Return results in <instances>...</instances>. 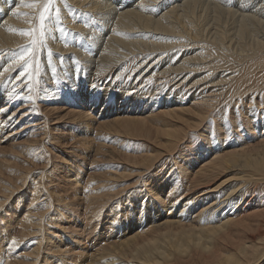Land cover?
I'll list each match as a JSON object with an SVG mask.
<instances>
[{
    "label": "bare ground",
    "instance_id": "1",
    "mask_svg": "<svg viewBox=\"0 0 264 264\" xmlns=\"http://www.w3.org/2000/svg\"><path fill=\"white\" fill-rule=\"evenodd\" d=\"M108 1L57 0L33 102L0 84V264H264V12Z\"/></svg>",
    "mask_w": 264,
    "mask_h": 264
},
{
    "label": "snow or ice",
    "instance_id": "2",
    "mask_svg": "<svg viewBox=\"0 0 264 264\" xmlns=\"http://www.w3.org/2000/svg\"><path fill=\"white\" fill-rule=\"evenodd\" d=\"M19 5L30 9L29 12L21 13L20 7L17 6L12 10L13 15H23L26 18L28 28L14 29L10 31H18L22 35L30 37L24 45H19L15 50H9L5 53L0 50V60H5L6 63L0 65V84L10 88L11 91L8 95L13 96L15 99H20L27 102H33L34 97L31 95L34 88V79L40 76V60L37 54V45H43L45 37L48 33V22L55 20L57 29L60 33V38H65L67 33L70 32L61 19V9L57 6V0H19ZM72 10L71 5H65ZM74 13V10H72ZM84 15H87L85 13ZM2 18V17H0ZM6 23V21H5ZM38 25V27H37ZM120 34V33H118ZM79 36V33L75 34ZM67 46V40L65 39ZM53 53L48 50V64L51 68L53 77L56 76V67L52 64ZM63 62V56L60 57ZM79 72V69L77 70ZM15 73V75H13ZM79 75L77 76V79ZM120 79V76H116ZM28 89L29 95H23V90ZM27 115L28 113H24ZM15 115V113H13ZM87 191V189H85ZM18 241L12 239L9 247L17 246Z\"/></svg>",
    "mask_w": 264,
    "mask_h": 264
},
{
    "label": "rangeland",
    "instance_id": "3",
    "mask_svg": "<svg viewBox=\"0 0 264 264\" xmlns=\"http://www.w3.org/2000/svg\"><path fill=\"white\" fill-rule=\"evenodd\" d=\"M114 1H115V3H114ZM135 1V0H134ZM163 2H165V3H170L169 2V0H162ZM171 1H174V0H171ZM223 2L225 5H231L233 8H240V7H242V6H244L245 8H248V9H250L251 8V10H256V11H259L260 13H262V12H264V10L262 11V9L261 8H257V6L258 5H260L259 4V1L258 0H220V2ZM256 1H258V3L256 4ZM109 3H112V6L115 4L116 5V3H119V2H122V0H110V1H108ZM199 2H200V4H202V5H205V4H207V3H210V4H212L213 5V0H199ZM199 2L197 3V7H199L198 5H200L199 4ZM221 2V3H222ZM246 2V3H245ZM248 2V3H247ZM14 3V1H10L8 4H9V6L10 5H12ZM179 3V2H178ZM244 3V4H243ZM243 4V5H242ZM70 5V4H69ZM254 7V8H253ZM7 8H8V6H7ZM243 8V7H242ZM258 10H257V9ZM72 13H73V11H72ZM90 33V32H89ZM97 49L95 48V51H96ZM94 51V52H95ZM131 188H128L127 190H126V192H128L129 190H130ZM179 206H181V204H179ZM170 214V212L168 211L167 212V214Z\"/></svg>",
    "mask_w": 264,
    "mask_h": 264
}]
</instances>
